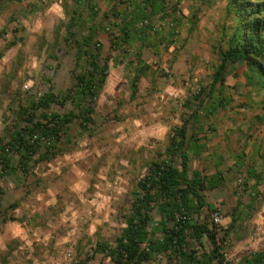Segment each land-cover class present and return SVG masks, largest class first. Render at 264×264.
<instances>
[{"label": "rangeland", "instance_id": "374dc122", "mask_svg": "<svg viewBox=\"0 0 264 264\" xmlns=\"http://www.w3.org/2000/svg\"><path fill=\"white\" fill-rule=\"evenodd\" d=\"M82 2L76 7L74 0H22L0 11V140L15 121L16 91L22 98L49 90L63 96L73 86L75 50L63 39L74 10L88 26L99 27L102 57L109 66L94 104V123L83 130L74 121L68 137L56 144L61 155L39 161L45 153L39 147L28 175L17 170L2 179L0 264H110L105 254H94L95 245L114 247L137 181L152 161L163 157L168 137L193 110L196 119L187 134L189 171L203 176L219 171L224 184L203 192L207 207L192 219L227 228L238 200L240 219L222 253L229 264H243L264 252V202L248 207L254 186L264 194V181L257 186L247 174L250 169L264 174L260 98L245 86L240 64L229 68L222 89L208 96L218 65L216 48L228 26L226 0H164L159 5L164 10L158 4L145 9L149 22L132 23L128 20L138 13L135 4L141 0ZM88 3L94 15H89ZM126 27L128 43L118 42L120 48L113 50L110 36H119ZM85 29H80L83 35ZM140 63L148 70L133 99L131 81ZM51 111L77 113L68 101L52 105ZM13 159L15 164L18 157ZM174 162L180 164L178 158ZM13 202L19 203L8 211L14 221L2 222V209ZM158 220L155 209L151 230ZM153 232L160 237V231ZM187 242L197 250L191 237ZM202 245L200 251L211 250L206 238ZM177 263L167 253L145 264Z\"/></svg>", "mask_w": 264, "mask_h": 264}, {"label": "trees", "instance_id": "16d2710c", "mask_svg": "<svg viewBox=\"0 0 264 264\" xmlns=\"http://www.w3.org/2000/svg\"><path fill=\"white\" fill-rule=\"evenodd\" d=\"M21 1L0 0V11L5 4ZM160 3L165 4L164 0H141L142 5L135 4L138 13L132 15L128 22H149L145 9L149 7L153 10ZM74 4L80 7L83 2L74 0ZM88 7L89 15H94V6L88 3ZM159 8L164 10L161 6ZM224 10L228 26L216 48L218 65L212 75L208 96L222 89L225 73L229 68L240 64L243 65L242 77L245 86L260 98L259 103L264 110V0H226ZM72 15L65 28L63 42L75 50L74 84L63 96L49 90L43 95L22 98L19 91L15 92L18 104L13 110L15 121L6 129V139L0 140V199L5 195L1 186L2 179L17 170L24 176L28 175L36 149H45V153L38 158L39 161L61 155L63 151L56 144L68 137L71 123L76 121L83 130L94 123V104L107 79L108 60L102 57V45L97 35L99 27L94 24L88 26L76 10ZM83 26H86L84 35L80 32ZM106 27L109 30L110 24ZM120 32L119 36H110L113 50L120 48L118 42L128 43L127 27ZM141 32L142 35L145 34L144 30ZM147 70L148 66L145 64L136 66L131 81V98L134 99L137 94L140 79ZM67 101L77 113L70 111L67 114H58L51 111L52 105L62 106ZM195 115L196 110H193L182 121L181 126L172 131L168 137L166 153L160 159L152 161L146 174L137 181L130 195V206L124 215L125 226L115 239L114 247L97 243L94 254H105L110 264H145L154 257L167 253L178 261L177 264H229L223 256L222 245L240 219V202L237 200L227 228L210 225L206 220L198 222L192 219L194 215L200 217L203 209L207 207L203 192L217 189L224 184V177L219 171L212 176H203L197 170L189 171L187 134L190 121L196 119ZM257 121L264 126V113L257 117ZM15 156L18 160L14 164ZM176 158L180 160L178 166L174 162ZM247 174L257 186L264 181L263 172L256 174L250 169ZM253 189L248 207H252L255 202H264V194L256 186ZM18 206V202H13L3 208L1 221H14L8 211H13ZM155 209L159 220L157 227L151 230L152 213ZM169 224H172L170 228ZM153 231H160V237L157 238ZM188 231L190 234H186ZM187 237H191L197 250L190 246ZM203 238L211 245L209 252L198 249V246L203 247ZM7 254L10 255V251ZM5 259L6 257L3 258ZM243 264H264V252L254 254Z\"/></svg>", "mask_w": 264, "mask_h": 264}, {"label": "built area", "instance_id": "2783aa9c", "mask_svg": "<svg viewBox=\"0 0 264 264\" xmlns=\"http://www.w3.org/2000/svg\"><path fill=\"white\" fill-rule=\"evenodd\" d=\"M212 217H213V220H214L215 222H218V221H219L218 214H213ZM223 256H224V254H223ZM224 258H225V256H224ZM225 261L227 262L226 259H225Z\"/></svg>", "mask_w": 264, "mask_h": 264}]
</instances>
